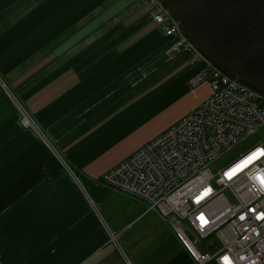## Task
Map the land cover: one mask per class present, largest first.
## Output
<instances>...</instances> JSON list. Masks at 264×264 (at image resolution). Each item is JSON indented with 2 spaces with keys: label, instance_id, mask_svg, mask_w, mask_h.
<instances>
[{
  "label": "crops",
  "instance_id": "1",
  "mask_svg": "<svg viewBox=\"0 0 264 264\" xmlns=\"http://www.w3.org/2000/svg\"><path fill=\"white\" fill-rule=\"evenodd\" d=\"M154 11L143 0H0V264H155L176 238L102 182L210 94L189 83L202 63ZM58 157L76 177L62 164L50 174Z\"/></svg>",
  "mask_w": 264,
  "mask_h": 264
},
{
  "label": "built area",
  "instance_id": "2",
  "mask_svg": "<svg viewBox=\"0 0 264 264\" xmlns=\"http://www.w3.org/2000/svg\"><path fill=\"white\" fill-rule=\"evenodd\" d=\"M143 2L155 8L152 19L164 34L180 36L182 50L192 61L202 63L189 83L207 82L210 94L106 171L102 182L112 191L144 203L146 211L167 222L196 264H225L224 256L229 264H264V156L247 161L255 149L264 150L263 142L247 147L210 178L190 186L201 172L211 170L215 162L264 125V95L207 61L181 36L178 23L158 0ZM17 105L20 124L30 126L26 111ZM58 161L76 177L64 160L58 157ZM237 165H242L240 170L226 177L225 172ZM106 230L109 240L114 241L115 234L107 226ZM208 238L214 242L197 244Z\"/></svg>",
  "mask_w": 264,
  "mask_h": 264
},
{
  "label": "water",
  "instance_id": "3",
  "mask_svg": "<svg viewBox=\"0 0 264 264\" xmlns=\"http://www.w3.org/2000/svg\"><path fill=\"white\" fill-rule=\"evenodd\" d=\"M214 67L264 95V0H158Z\"/></svg>",
  "mask_w": 264,
  "mask_h": 264
},
{
  "label": "rangeland",
  "instance_id": "4",
  "mask_svg": "<svg viewBox=\"0 0 264 264\" xmlns=\"http://www.w3.org/2000/svg\"><path fill=\"white\" fill-rule=\"evenodd\" d=\"M263 142L264 144V125L260 126L257 131L249 136L244 142H242L240 145L236 146L233 150H231L229 153L225 154L222 159H220L219 161L215 162L214 165L211 167V170H205L203 172H201L195 179L192 180V182L190 183V186L196 185L198 184L202 178H210V175L215 172L218 168L224 166L226 163H228L229 161H231L233 158H235L240 152H242L243 150H245L247 147L257 143V142ZM152 213H155L152 211ZM156 214V213H155ZM157 215V214H156ZM158 216V215H157ZM159 217V216H158ZM160 219V218H159ZM161 220V219H160ZM162 222V220H161ZM164 223V222H162ZM167 223V222H165ZM168 224V223H167ZM169 225V224H168ZM170 226V225H169ZM170 228V227H169ZM185 230V229H184ZM185 232L190 236V237H194L190 232H188L187 230H185ZM203 242V243H202ZM214 240L211 238H208L206 240L201 239V241H199V243L197 244H206V243H213ZM120 240H117V247L119 245L118 248L121 247L120 245ZM204 247L206 249H208L209 246L204 245ZM183 250V247L181 245V243L170 233L169 238L164 241L163 240V244L160 250V253L158 255L161 256V258L159 259L158 263L155 264H166V260L169 258H171L172 256H174L176 253H178L179 251ZM155 257L152 258V260H154ZM168 259V260H169ZM149 263V261H147V264ZM153 264V263H152Z\"/></svg>",
  "mask_w": 264,
  "mask_h": 264
},
{
  "label": "trees",
  "instance_id": "5",
  "mask_svg": "<svg viewBox=\"0 0 264 264\" xmlns=\"http://www.w3.org/2000/svg\"><path fill=\"white\" fill-rule=\"evenodd\" d=\"M56 158H51L47 164V169L52 174L53 177H56L58 174L62 173V165ZM166 264H196L195 261L191 258L188 252L184 249L183 251L177 253L172 258L166 262Z\"/></svg>",
  "mask_w": 264,
  "mask_h": 264
},
{
  "label": "snow or ice",
  "instance_id": "6",
  "mask_svg": "<svg viewBox=\"0 0 264 264\" xmlns=\"http://www.w3.org/2000/svg\"><path fill=\"white\" fill-rule=\"evenodd\" d=\"M258 155L259 156H264V150L259 149V148L255 149L252 152V154L247 157V161L248 162L253 161L254 159L257 158ZM241 167H242V165H237L236 168L232 169L231 171L225 172V176L228 177V178H231V176L235 172L239 171ZM261 184H264V180L261 181ZM250 211H252V210L250 209ZM260 215L261 214H258V218H260ZM241 218H243V217H241ZM222 259L224 260L225 264H229V258L227 256L222 257Z\"/></svg>",
  "mask_w": 264,
  "mask_h": 264
}]
</instances>
